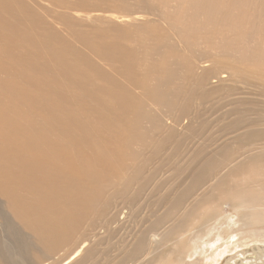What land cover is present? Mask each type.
Segmentation results:
<instances>
[{"label": "bare ground", "instance_id": "obj_1", "mask_svg": "<svg viewBox=\"0 0 264 264\" xmlns=\"http://www.w3.org/2000/svg\"><path fill=\"white\" fill-rule=\"evenodd\" d=\"M22 2L0 0V42L17 46L18 44L8 40L12 39V35L20 36L24 41L22 48L31 49L29 55L33 54L39 58V65L36 63L38 60L33 62L25 54L18 55L19 60L5 58L3 54L7 50L6 47L0 49L3 55V58L0 56V71L8 70L11 75L10 78H0V199L3 200L0 206V228L6 235L14 234L21 246H24L22 252L17 251L13 254L9 244L8 246L4 242L0 244V264H22L25 261V252L30 247L34 258L30 264H42L45 258L54 255L58 249L72 242L86 221L85 224L92 227L98 216L104 215L120 198L127 199L126 203L132 207L145 203L152 212H156H153L155 215L151 222H148L149 225L145 226L147 228L140 230L139 235H136L133 244L122 249L123 252L116 264H128L132 260H136L137 264H144L145 260L139 258L149 253L150 243L159 242L161 236L169 232L167 228L185 226V222L194 220L193 211H196L198 204L209 200L217 202L219 206L222 205V201L234 203L239 208L240 216L234 225L253 227L254 229L249 232L250 236L254 240L262 241L260 237L264 234L257 226L264 222V209H258L256 205H263L262 202L258 203L257 190L264 193V181L261 178L257 179L256 174L261 171L264 175V152L255 151L264 149V130L257 129L259 125L256 121L251 122L243 115L246 109L244 106L254 108L256 101H241L244 110L235 107L230 111L236 118L232 124V121L230 122L232 126L228 128H247L236 136L233 142H224L212 151L207 150V144L192 148L193 151H188L185 155L184 153L176 155L174 162H172L174 154L166 156L163 160L160 159L159 167L148 174L145 164L152 162L157 155L164 152L169 142L177 140L178 142H173L176 144L180 142L181 145L191 134L201 138L207 135L208 140L212 142L213 136L208 135L209 123L201 119L204 116L201 115L203 111L193 107L192 100L199 99L204 104L212 99L214 93H222V76H219L222 74V67L224 69V66L229 64L222 63V59L227 58L221 59L220 54L226 57L231 52V55L234 54L233 62L242 63L244 66L251 64L257 67V70L258 66H264V0L75 1L70 9L95 7L90 12L108 15V18L106 16L93 18L104 21L106 26L93 24L75 32V42L81 41L82 47L90 50L93 48L98 59L101 56H108V60L116 62L118 66L119 63L123 64L127 83L121 81L115 73L96 66L87 54L81 57L79 52L82 49L67 39L68 37L64 43L65 37L52 26L55 21L45 20L30 9H24L23 14L12 16V19L5 17L6 13L22 8ZM69 7L66 5V8ZM87 14L93 17L92 13ZM151 16L157 23L156 20L144 21ZM137 20L142 22L136 23ZM117 21L126 24L118 26ZM162 22H165L170 30L167 27L163 32L140 31L143 30L141 27L152 26L154 23L159 24V29H163ZM124 26L128 29L126 33L121 30ZM39 29L43 33L38 34ZM167 30L175 34L174 40L177 44L186 45L191 51L188 53L180 51L178 49L180 46L170 41L171 36L167 34ZM140 32L144 36L136 35ZM202 32L203 35H200ZM124 35L140 41L137 43L129 40L127 46L122 45L118 38ZM219 35L221 38L217 37ZM200 40L204 44H201ZM199 42L203 49L196 52V45L199 46ZM56 43L64 45L66 50ZM47 55L57 58L58 64H62L57 69L66 74V87L71 83L73 87L82 90L85 98L93 100L89 99L93 103L87 104L91 108L95 106V109L91 110V113L89 110L88 112L93 116L100 112L97 119L93 117L94 121L90 120L91 117L89 118L79 107L75 112L74 106L68 104L67 99L65 104L59 97H56L58 100L50 98L52 91L55 89L62 91V88L52 80L49 82L50 92L44 89V84L47 83L45 76H39L38 73H44L47 67H50L45 61L46 58L48 62ZM102 60L105 61V58ZM41 66L46 69H42ZM87 71H93L95 76H91ZM17 74L19 76L26 74L28 79H34L35 85L32 90L27 87L28 91L19 92L23 83L13 80ZM252 77L257 78L255 73L249 70L246 78L249 80ZM214 78L217 80L210 83ZM242 79L244 78H241L240 82ZM258 81L263 83L264 90V76ZM212 83L218 85H211ZM133 85L141 89V94L131 92L130 87ZM149 104L154 108L147 110ZM83 106L86 104L83 103ZM42 109L45 113L41 117ZM57 110L65 111L66 120L62 119ZM186 119L189 121L185 132L182 133L183 137L176 127L186 122ZM88 123L93 125L89 126ZM95 126L99 129L91 128ZM94 131L96 132L93 133ZM103 135L104 138L109 135L114 138L112 142L111 137L107 138L106 146L93 152L92 148L98 143L96 139L102 138ZM64 137L69 138L67 147L71 143L92 144L90 153L81 152L77 155L78 161H74L69 149L61 143ZM135 143L144 145V148L134 149ZM148 146H152L153 149L150 150H153V153L148 152L151 155L146 156L144 150L147 153ZM251 150L254 151L253 154L243 156L244 153L252 152ZM181 157L186 160L183 164L179 161ZM240 157L241 160L230 168L229 174L221 173L223 167L221 163L225 164L226 161L228 164L233 163ZM128 160L130 162L126 164ZM163 164H170L167 166L172 168L171 173L155 183L154 180L162 173L160 171ZM243 169L254 171L251 183H233L231 181L235 180L232 178L233 171L237 174V170ZM120 172L124 173L123 177L122 174H118ZM141 176L143 182L140 189L128 196V189L134 179ZM146 191L148 196L142 200L141 197ZM106 194L109 196L106 197ZM159 210L163 211L158 212ZM135 212L134 210L133 217ZM10 215L31 233L30 241L25 238L27 236L24 234L25 237L20 236L21 233L13 228ZM223 216L222 207L211 209L206 222L199 229L198 235H201H197L202 241L199 243L198 238L192 239V243L185 249L187 257L197 259L198 256H203L207 259L208 257L205 258L207 254L222 256L223 241L219 237L225 225L222 227ZM227 232L230 233L229 230ZM230 239L233 238H228L225 243H230ZM102 241L105 239L101 237L97 243L88 247L87 242H84L74 255L77 258L80 252L83 254L73 264H87L88 261H91V264H98L102 259H106L105 252L101 248L98 249V245L103 244ZM235 246L236 249L240 242ZM259 251L261 253L254 254V258L247 262L264 263V249ZM240 253L237 258H241L242 263H247L244 252ZM158 258L160 257L156 259ZM179 258L180 256L175 255L174 260L168 257L166 259L161 257L160 260L161 264L163 260L168 264H188L184 260L179 261ZM196 259L197 262L199 259ZM66 261L58 264L70 263L69 260ZM238 261L235 259L234 264Z\"/></svg>", "mask_w": 264, "mask_h": 264}, {"label": "rangeland", "instance_id": "obj_2", "mask_svg": "<svg viewBox=\"0 0 264 264\" xmlns=\"http://www.w3.org/2000/svg\"><path fill=\"white\" fill-rule=\"evenodd\" d=\"M22 1H23L22 2L23 3L22 8L16 9L12 13H6L5 17L8 19H12L15 16H19L20 14H23L26 9H30V10H33L36 13L40 14L43 18H45V20L55 21V24L52 23V26L59 30V33L62 37H65L64 43H66V38L68 37L67 39H70V41H72L78 48L82 49L79 52V55L81 57H84V55L87 54L88 55L87 57L88 58L91 57L92 61L94 62V64L96 66L104 67L109 72L115 73V75H117V77L119 76V79L121 81H123L124 83H127V81H126L127 75H126L125 68H124L123 64L119 63V66H118V64L116 62L108 60V56H106V57L101 56L100 59H98L99 57L95 55V52H94L95 50L93 48L90 50L87 47H82L83 43L81 41L75 42L76 40L74 39V33L78 32L79 30H82L83 28L86 29L88 27V25L90 26V25L94 24V25L102 26V27L106 26L104 21L94 20L93 18H95V17L103 18L105 16H106V18H108L107 17L108 15H106L107 13L90 12L91 10L95 9V7H77L78 10L70 9L73 6V4L75 3V1H79V0H56V1L55 0H44V1L43 0H22ZM47 2H48V4H47ZM42 3H43V5H42ZM66 5H69L70 7L66 8ZM87 11H89V12H87ZM99 11L103 12V10H99ZM87 13H90V14L92 13L93 17L88 16L89 14H87ZM115 13H118V12H115ZM148 20L152 21V20H156V19L152 16L150 17V19L149 18L144 19V21H148ZM141 22H142L141 20L136 21V23H141ZM116 23L118 26H122L123 24H126L125 22H121V21H117ZM155 23H157V20ZM155 23L153 25L150 24L152 26L141 27V28H143V30H140V31H142V32H154L155 30H159L162 32L166 31L165 29L168 27V25L165 22H162V28L163 29H159V24H155ZM67 27H68V29H67ZM124 28L122 29V27H121V30L126 33L128 31V29H126V26H124ZM70 29H71V32H70ZM168 29L170 30V27H168ZM167 32H168L167 34L169 36H171L170 41L177 44V42L175 41L176 40L175 34L172 31L169 32L167 30ZM41 33H43V31H41L39 29L38 34H41ZM136 35H138V36L143 35L144 36V34L141 32L136 34ZM200 35H203V32H202V34L200 33ZM217 37L221 38L220 35ZM11 38L12 39L8 40V41H11L13 44H18L17 46H9L10 44L8 42H5V43L0 42V49L2 47H6V49H7L5 54H3L5 56V58H9L10 60H14L15 58L18 57V55L25 54L33 62H35L39 59L36 56H34L33 54L29 55V52L32 51L31 49L22 48V43L24 41L20 38V36H13L12 35ZM39 39H41V38H39ZM129 40L135 41L137 43L140 41L139 39H134L132 36H127V35H124V36H121L120 38H118L119 43L122 45H125V46H127L126 43ZM4 41H6V40H4ZM200 42H201V44H204L201 40H200ZM200 42H199V46L196 45V49H197L196 52H198V49H203L200 47ZM59 44H57V46L61 45V48L66 50V47L64 45H62V44L59 45ZM177 45L180 46L178 49L180 51H182L183 53H188L191 51L189 49V47L186 45H183V44H181V45L177 44ZM71 48L74 49L72 46H71ZM0 52H1L0 56H2V58H3L2 51H0ZM65 52L66 51H64V53ZM212 52L216 53L215 51H212ZM217 54H219V53L217 52ZM233 55L234 54L231 55V52H230L229 56L225 57V56H221V54L219 56L220 58L221 57L227 58V59L221 58L222 63L224 62V64H229V66H224V69L222 67V70H221L222 74L219 76V77L222 76V79H221L222 80V90H221L222 93H220V94L214 93L212 96V99H210L208 102H205L204 104H202L199 99H196V100L193 99L192 100L194 103L193 107L198 108V109L203 111V114H201V115H204V116L201 119L206 120L207 123H209L208 135L211 137L213 136L212 142H210L208 140L207 135L201 138L200 136H195V135L193 136V134H191L190 138H188L187 141H184V139H183L184 142L181 145H180V142L176 144V142H178L177 140H173L176 142H173V141L169 142L168 143L169 146L166 147L167 149L164 152L162 151L161 154L157 155L156 159L153 160L152 162H148L145 164V168H146L145 170L147 171L146 174H148L149 171L154 170L156 167H159V165L161 164L160 159L162 158V160H163V158H165L166 156H170V155L174 154L175 156L172 159V162H174V159H176V155L183 154V153L185 155L188 151L191 152V150L193 151L194 148H197L199 146H204L205 144H207V150L212 151V150H215L219 145L223 144L224 142H227V141L233 142L235 140L236 136L240 135L241 133H243L247 129V128H243V127L238 128V129L236 127L233 129L228 128V127L232 126L231 124L234 122V120L236 118L235 114H230V111L232 109H235V107L241 108L243 110L246 108L243 111L244 117L248 118L249 121H251V122L256 121V123L259 125V126H257V129L264 130V90L262 87L263 83L261 81H258V80H261V78L264 76V74H263L264 73V66H262V67L258 66L259 69L257 70V67L252 66L251 64H245V66H246L245 67L242 63H240L242 65V67H241L240 64H236L235 61L233 62V60H234ZM67 57H68V55H67ZM47 58H48V62H47L46 58H45V61H46V63L50 64V67H47V71H45L44 73H38L39 76H45V79H46L45 81L47 83L44 84V89L49 90V92H50L49 82H51L52 80L56 81V83L62 88V91H60V89H55L54 91H52L53 95L50 94L51 95L50 98L58 100V98H56V97H59L60 101H63L65 104H66V99H67V103L70 104L72 107L74 106L73 108L75 110L74 109L73 110L75 112H77V107H79L82 112H84L85 114H87L89 116V118L91 117L90 120L94 121L95 118L97 119L100 112H98L95 116L90 115L88 112V110H89L91 113L95 109V106H92V108H91V106L89 107L87 104V103L92 104L93 102L90 101L92 99L89 98L90 99L89 100V99L85 98L83 96L82 90L80 88L78 89L76 87H73V85H71V83L66 87V74L63 73L61 70L57 69V68H59V66H62V64H58V59L55 57H51L50 55H47ZM103 58H105V61L102 60ZM17 59L19 60V58H17ZM230 59H231V61H230ZM36 63L39 65V60ZM7 66H9V60H7ZM239 67H241V68H239ZM41 68L46 69V67H44V66H41ZM249 70H250V72H254L255 75L257 76V78L252 77L251 79L247 80L246 73L249 72ZM87 73L93 77L95 76V73L93 71H87ZM10 76L11 75H9L8 70L2 69L0 71V78L6 79V78H10ZM123 77H125V79ZM241 78H244V79H242L243 80L242 82H240ZM13 80L18 81L19 83H23V85H20L19 92H26V90L28 91L27 87L31 88V90H32L33 85H35L34 79L33 78L28 79L26 77V74L20 75V76L17 74L16 76L13 77ZM213 80H217V79H215V78L212 79L210 81V83ZM121 81H119V82L121 83ZM214 84L218 85V83H212L211 85H214ZM134 85L137 86V84H134ZM134 85L130 87L132 89L131 92L133 94H141L140 93L141 89H139L138 87H135ZM253 86H255V87H253ZM256 87H257V89H256ZM23 88H24V90H23ZM228 89H229V91H228ZM227 92H229V93H227ZM244 100H247V101L253 100V101H256L257 104H255L254 108H251V109H249V107H247V106H244L245 107L244 108V107H242V104H241V101H244ZM83 103H85L86 106H83ZM220 105H222V106H220ZM149 108H154V107L149 104V106L147 107V110ZM247 110H248V112H246ZM43 111H44L43 109L40 111L41 117L43 116V113H45ZM57 111H58V114L62 117V119L66 120L65 111H62V110H57ZM167 114H169V113H167ZM78 117L81 118L80 115H78ZM93 117H94V119H93ZM187 121H189V120L186 119V122L184 121L181 125L176 127V129H178V133H181L180 135H182V136H183L182 133H184L186 130L185 127H186V124L188 123ZM259 121H261V122H259ZM230 122H231V124H230ZM195 124H197V123H195ZM88 125L92 126L93 124L88 123ZM260 126H262V127H260ZM91 128L99 129L96 126L91 127ZM95 132L96 131H94L93 133H95ZM106 133H108V132H106ZM110 137H111L110 142H112V138H114V137L111 135H109V137H105V138L103 135L102 138L96 139L98 141V143L96 142L97 144H96V146H94L92 148V151L94 152L95 150L101 148L102 146H106V144H107L106 140H107V138H110ZM61 140H62L61 143H63V145L69 149L70 155L72 154L73 159L76 162L79 159L77 155H79L81 152L90 153V151H91L90 149H91L92 144L87 143V145L86 144L80 145L77 143H74V144L71 143L67 147L66 143H67V141H69V138L64 137V139H61ZM263 142H264V140H263ZM175 145H180V146L177 147ZM232 145H233V143H232ZM97 146H98V148H97ZM233 146H234V148H236L235 145H233ZM263 146H264V144H263ZM70 147H71V150H70ZM133 148L136 150L143 149L144 145H142L140 143H135ZM147 148H145L148 150L147 153L144 150V154H146V156L151 155V154H149L151 151L153 153V150H150V149H153L152 146H148ZM248 148L250 149L251 146ZM261 150L264 152V149H259L255 152L258 153ZM253 152L254 151L244 153L243 156H245V155L247 156V155H249V153L253 154ZM242 153H243V151H242ZM257 153H255V154H257ZM242 157H240L239 159H237L233 163H229L230 166H229L228 162L226 160H224L226 162H225V164L221 163V165L223 166L221 173L222 174H229L230 168L235 166L237 164V162L241 160ZM185 158H187V157L185 156ZM183 159L181 157V160H179L180 162H182V164L185 163V161H186L185 159L184 160ZM231 161L229 160V162H231ZM129 162H130V160L126 161V164ZM139 162H140V159H139ZM170 164H163L161 166L162 171H160V172H162V173L159 175V178L154 180L155 183L160 182L161 180H163L164 178L169 176V174L171 173L170 169H172L171 167H168ZM176 164H178V162ZM131 165H133V164H131ZM131 165H129V166H131ZM129 166L127 165V167H129ZM220 166H219V168H220ZM167 169H169L170 172L166 171ZM260 169H262V168L260 167ZM246 170L247 169L237 170L236 171L237 174L233 171L232 178H235V180L231 178L232 179L231 181L233 183L235 182V183H239V184L240 183L250 184L251 180H252V175L254 176V171L253 170H249V171L247 170L246 171ZM118 174L121 175L122 172H120ZM118 174H116V175H118ZM123 175H124V173L121 176L123 177ZM247 175H249V176L247 177ZM143 176H145V175L143 174ZM143 176H141L140 178L134 179L133 184L128 189V191H129V195L127 194L128 196H130L132 193H134L140 189V185L143 182ZM256 176H257L256 177L257 179L261 178V180L264 181V175H262L261 171H259L256 174ZM126 180H129V179L126 178ZM232 182H230V183H232ZM256 189H258V188H256ZM147 191L144 192V195H142V197H141V199L143 198L142 200L146 199V197L148 196L149 191L148 192ZM108 196L109 195L106 194V197H108ZM128 196H126V197H128ZM257 198L259 199V200L257 199L258 203L262 202L263 205H256V208L264 209V193L257 190ZM113 200L114 199H112V201ZM125 200L127 201V199H122V198H120L119 200H116L112 204V206H110V208L108 209V211L104 215L98 216L95 224L92 227H90L89 224H85L87 222L86 221L84 223L85 225L83 224L81 226L80 230L75 235L72 242H70L69 244L64 245L63 247L58 249V251L54 255H52L48 258H45L42 264H58V263L64 262L65 260L70 261V263L68 262L67 264H73L74 262H76V260H78V258L81 256V254H83V252L82 253L80 252V255L78 253L79 256H77V258H76V255H74L75 251L84 242H87L86 247H88V245H90V244L97 243L101 237L104 238L105 241L104 242L102 241L103 244L98 245L99 246L98 249L101 248V250L105 252L107 258L106 259L101 258L102 263L99 262L98 264H116L119 260V256L123 252L122 249L125 246L127 247L129 244L130 245L133 244L134 238L136 239V237H137L136 235H139L140 230L147 228L145 226L149 225L148 222H151V220L154 218L153 216L155 215V214H153V212H156V211L152 212L151 209L148 207V205L145 203L142 206L136 205L135 207H132L128 203H126ZM1 203L3 204V200L0 199V206H2ZM231 204L232 203H230V202L222 201V205L219 206L217 204V202H214L212 200H209V202H205L201 205L198 204V206H197L198 208L195 209L196 211H193L194 212L193 219L195 218L194 220H192V221L188 220L187 222H185V226H180V227L179 226H173L171 228H167V230L169 232H165L161 236V239L159 242L150 243L151 246L148 249L149 253L146 255H143V257H141L139 259L140 260L144 259L145 260L144 264H161V260H160L161 257H162V259H166L168 257V259L174 260V256L177 255V256H180L179 261L184 260L188 264H234L235 259L239 260L237 264H244V263H242L243 261L241 260V258H237V256L239 254H241L240 252H242V253L244 252V256L247 259L245 261L247 262L249 260H252L254 258V256H253L254 254H259V253H261L259 250L264 249L263 248L264 247V236L260 237V238H262V241H260L261 239L260 240H258V239L254 240L250 236V233H249L250 230L254 229L253 227H248L245 225H242V226L236 225L235 226L234 222L238 218H240L239 208H237L234 203L232 205ZM188 206H189V203H188ZM213 207L215 209L222 207V215H224L222 217V227L225 224L223 227L224 230H222V235H220V237H219V239H222V241H223V244H222V241H220V244H222V246H223L222 247V256H218V255H214V254H207V256L205 257V258L208 257L207 259H204L203 256H198L197 259H199V260L196 262L195 257L192 259H190V257H187L188 254L185 252L186 251L185 249L187 248L188 245H190V243H192L193 238H195V240H197V238H198L197 235L200 233L199 229L202 227L203 223L206 222V220H207L206 217L211 212V209ZM236 209H238V210H236ZM134 210L136 212H135V216L133 217L132 214H133ZM160 211H163V210H159L158 212H160ZM10 216H8V217H10ZM223 218H224V220H223ZM10 220H11L10 222L13 225V228H15V230H17L19 233H21L20 236H22V237L24 235L27 236L28 238L25 236L24 237L26 239H28V241H30L32 239L31 233L29 231L25 230V228L20 223L13 220L12 216L10 217ZM191 223H193L192 224V230L190 229ZM230 223H232V224H230ZM168 225H170V224H168ZM229 226H230V229H229ZM257 227L259 228V231H261V233L264 234V232H263L264 231V222L261 225H258ZM227 230H229L230 233H228ZM223 231L225 233H223ZM0 232H2L1 228H0ZM4 235H6V233L4 234L2 232V235L0 237V244H3V242L7 246L9 244V248H11L13 250L12 251L13 254H15L17 251H18V253H20V251L22 252V247L24 245L21 246V243H19L18 240L14 237V234L12 235V233H11L10 235H6L7 237ZM200 235H198V236H200ZM5 237L7 240H5ZM230 237L233 238V239H230L231 240L230 243H228V244L225 243V241ZM2 238H3V240H2ZM10 238H11V241H10ZM198 240H199L198 242L200 243L202 241V238H198ZM232 240H233V242H232ZM5 241H7V242H5ZM235 241H236V243H235ZM239 242H240V246H238L235 249V247H236L235 245L239 244ZM231 243H233L234 245ZM184 244L186 247H184ZM17 246H19V247H17ZM17 248H19V249H17ZM30 249H31V247L28 249V251H27L28 253L25 252V261L22 262V264H30V263H32V260H34ZM82 251H84V250H82ZM157 257H160V258L156 259ZM176 258H178V257H176ZM191 260H193V261H191ZM135 261L136 260L129 261L128 264H137ZM193 262H195V263H193ZM87 264H91V261H88ZM162 264H168V263L165 260H163ZM245 264H253V263L247 262ZM261 264H264V263H261Z\"/></svg>", "mask_w": 264, "mask_h": 264}]
</instances>
